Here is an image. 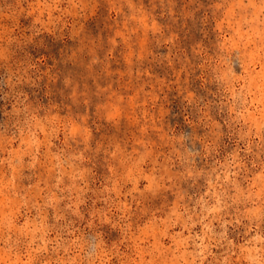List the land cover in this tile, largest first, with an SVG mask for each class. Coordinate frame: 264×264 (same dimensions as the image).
Returning <instances> with one entry per match:
<instances>
[{"label":"rangeland","instance_id":"1","mask_svg":"<svg viewBox=\"0 0 264 264\" xmlns=\"http://www.w3.org/2000/svg\"><path fill=\"white\" fill-rule=\"evenodd\" d=\"M0 264H264V0H0Z\"/></svg>","mask_w":264,"mask_h":264}]
</instances>
